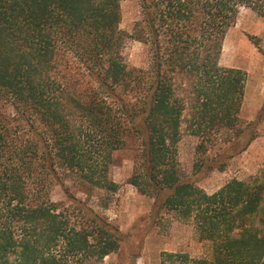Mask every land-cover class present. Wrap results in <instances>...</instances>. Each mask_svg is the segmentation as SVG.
Instances as JSON below:
<instances>
[{"label": "trees", "instance_id": "trees-1", "mask_svg": "<svg viewBox=\"0 0 264 264\" xmlns=\"http://www.w3.org/2000/svg\"><path fill=\"white\" fill-rule=\"evenodd\" d=\"M121 2L0 0V264H105L122 244L103 210L125 149L129 183L202 243L201 256L164 251L162 264H264V171L209 193L179 160L185 132L229 158L258 136L241 117L247 72L220 59L241 8L264 17V0H141L132 31ZM130 38L148 46L147 68L128 63Z\"/></svg>", "mask_w": 264, "mask_h": 264}, {"label": "rangeland", "instance_id": "rangeland-1", "mask_svg": "<svg viewBox=\"0 0 264 264\" xmlns=\"http://www.w3.org/2000/svg\"><path fill=\"white\" fill-rule=\"evenodd\" d=\"M121 8L120 26L132 31L135 22L141 18V0H122ZM126 58L131 66L147 68L150 61L148 46L139 40L128 39ZM220 64L240 67L247 72L241 117L244 123L257 128L258 136L245 151L229 158L223 148L218 152L221 146L207 153L198 152V139L184 133L179 143L182 176L194 180L209 193L234 177L249 179L264 171V119L258 118L264 103V17L254 9L241 8L236 22L226 33ZM218 160L226 161L224 170L209 167ZM133 168V151H118L112 177L122 186L103 212L120 228L122 244L117 252L105 258V264H162L164 251H184L193 257L201 256L202 243L193 225L165 211L157 214L154 198L140 193L129 183ZM66 185L78 197H88L71 181H66ZM51 197L55 201L65 199L64 186H54ZM91 203L95 205L96 198H92Z\"/></svg>", "mask_w": 264, "mask_h": 264}]
</instances>
